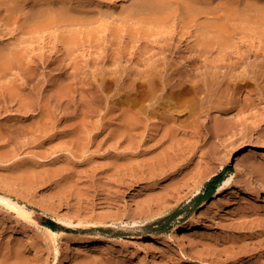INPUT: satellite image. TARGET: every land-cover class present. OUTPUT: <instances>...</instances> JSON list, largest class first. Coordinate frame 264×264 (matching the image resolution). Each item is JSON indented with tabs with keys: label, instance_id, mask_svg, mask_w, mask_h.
<instances>
[{
	"label": "rangeland",
	"instance_id": "obj_1",
	"mask_svg": "<svg viewBox=\"0 0 264 264\" xmlns=\"http://www.w3.org/2000/svg\"><path fill=\"white\" fill-rule=\"evenodd\" d=\"M27 1L23 3L25 6L20 4L13 20L9 22L10 25H3L5 19L1 14L5 15V9L3 2L0 4V19L4 20H0V48H4L7 44L6 47L15 44V46L25 45L28 52L27 67L26 65L25 67L32 71L31 79H34L25 89V93L29 94L31 106L26 108L21 105L18 98L0 97V127L9 119L11 124L15 125L14 127L11 125L10 129L14 133H17L18 129V133L13 135L20 134L18 140H15L14 149L9 152L8 164L16 168L24 166L37 174L32 183L27 181L36 191L33 198L35 200L32 199L33 206L31 202L28 204L31 200L26 196L22 197L24 201L21 199V202L16 197H11L13 202H19L26 208V213L36 221V224L19 219L21 217L16 212L0 207V264H264V92L262 96L259 95L260 92H256L253 86L244 87L238 92L237 96L241 104L253 98L258 101L259 96L261 101L256 103L255 108H250L241 114V116L249 115V128L245 132L247 138H244L239 131L236 136L227 135L223 138L225 143H230L227 147L234 146V150L210 154L209 146L224 143L222 138L208 140L205 136H194L189 129L181 140L191 146L197 144L198 148L195 151L188 150L177 158L175 156L173 163L167 165L168 169L165 168L166 166H158L157 161L167 157L166 152L162 150L163 146L157 150H144V148H149V145L157 143L160 139L163 128L159 129L155 138L151 137L155 126L160 122V116H151L152 124L150 123L148 128L147 123L142 121L134 146L130 149L129 146L132 144L129 138L109 137L111 128L116 126L115 118L120 106L115 103V95L114 97L104 95L99 105L93 106L88 102L86 92L100 95L96 83L83 87L75 85L74 81L71 91L62 99L56 96L55 84L60 73L67 77L74 73L76 64L78 67L84 66L81 70L84 73L101 71V68L112 69L117 53L123 56V61L125 59L128 61H124L123 66L132 64L135 66L134 69L142 70L144 66L140 62L141 59L144 60L152 52L145 53L144 47L146 42L151 43L155 36L156 39L170 40L171 47H168L164 56L168 59L174 58L180 63L185 57L183 50L192 53L190 46L194 47L197 39H201L202 35L198 36L194 27L186 23L183 25L179 17L173 16L171 17L174 18L173 20L165 21V27L161 24L164 21H158L161 22L163 30H167L163 36L159 34L160 37L156 34L161 33L159 31L162 29L161 25L159 24V27L158 23L154 25L148 22L143 26L149 29L153 25L154 30L152 31V27L149 30L153 32L152 38L139 39V35L132 39L124 31H122L124 35L121 33L123 37L111 35L104 28L120 27V24L123 26L122 23L127 22L128 17L123 18L122 11H126L133 0H101L102 2L87 0L85 5L91 10L100 4L99 6L105 11L113 8L115 15L100 20L91 17L90 21H87L90 23L85 22L83 26H86L88 31L96 27L95 36L99 38L82 39L81 37L77 42L68 43L70 50L67 51L65 43L67 41L61 39V36L67 35L69 28L74 30L77 25L57 22L53 26L50 25L52 27L48 26L45 31L43 29L42 32L33 33L34 36L31 35L33 39L32 37L24 40L16 39V36H19L20 19L24 16L21 17V13L24 11L27 13L30 7L32 9L37 6L36 0ZM48 2L55 5L60 1L48 0ZM14 19H17L16 22ZM139 20L141 22L143 18ZM103 21L109 25L105 26ZM100 22H103L102 28ZM73 26L75 28H71ZM83 26L79 27L82 29ZM100 28L104 32L98 30ZM13 29L16 30V34L12 32ZM84 29L82 30L86 32L87 30ZM9 32H12L11 35ZM233 39H254V37L251 35L244 38L241 34H236ZM156 47L158 46L152 47L153 52L158 50ZM217 53L218 51H214L211 56L214 57ZM104 54L112 56L109 63L106 60L101 62L100 56L103 57ZM140 54L146 55L142 58ZM39 61H44L45 65ZM17 66L12 68L8 76L18 79L22 76L21 71L25 67ZM4 80L6 81L5 78ZM4 80L0 78V82L2 81L0 86L5 83ZM261 86L264 87V80ZM106 108H110L111 112L107 114ZM41 113L44 114L43 117ZM184 113L177 117L180 120L186 119L188 115ZM212 115L213 118L222 117L217 112H213ZM73 122H83L86 124V130L81 131L78 136L73 135L71 133ZM22 127L25 128L23 134L20 132ZM140 142L145 143V147L137 149L136 145ZM245 143L249 145L242 149L241 144L244 146ZM110 146L118 147V150H112ZM239 147L241 149H238ZM124 150L127 152L125 153ZM130 150L132 151L129 152ZM236 162L241 163L245 171L253 172L257 183L232 176V171L228 170L224 181L230 179L229 184L217 194V189L223 182L220 183L214 193L209 195L207 184L210 179L227 167L232 169ZM17 164L19 165L16 166ZM163 173L166 174L164 177ZM153 176L156 178L154 179ZM43 192H47L50 199H54L57 208L44 200ZM60 206L64 210H60ZM56 217L70 222L71 227L78 222L89 223L103 219L107 222L115 221L117 224L111 225L109 231L67 230L66 234L59 238L56 253L46 242L36 240L37 232L42 230L41 226H44L46 221L58 223ZM149 217L152 219L138 226H130V222ZM121 220L129 222V226H123ZM194 224H197V227H193ZM182 228L187 230L193 249H186L181 245L178 233ZM87 236L93 240L102 238L105 243L97 249L93 244L83 250L76 249L77 242L83 237L88 238ZM152 236L157 238L154 243L149 242ZM8 247L13 257L6 260L3 252ZM22 249L25 255L16 258L14 252Z\"/></svg>",
	"mask_w": 264,
	"mask_h": 264
},
{
	"label": "bare ground",
	"instance_id": "obj_2",
	"mask_svg": "<svg viewBox=\"0 0 264 264\" xmlns=\"http://www.w3.org/2000/svg\"><path fill=\"white\" fill-rule=\"evenodd\" d=\"M26 1L27 0H0V4L3 2L2 4H4L5 9V15L1 14L5 21L0 19L5 22L3 25H10L9 22L13 20L17 10L19 9L18 7L21 3L23 4ZM58 1L60 2L56 3L57 5H51L52 2H48V0H36V7H33L32 9L30 7L29 9L27 8L28 6H26V8L30 11L27 10V13H25V11L21 13L20 16H24L20 19L18 27L19 36L15 35L16 39H29V37L34 36L33 33L43 29V31H45L48 26H53L57 22L63 24L67 23L68 25H77L79 27L83 26L85 22L87 23V21H90L91 17H95L100 20L101 18L109 19V17L112 18L115 15V10H113V8L108 6L110 9L106 8L107 10L105 11L102 6H99L100 4H98V6L96 5V8H92L93 10H91V8L85 5L87 0L84 2H81L80 0H57V2ZM99 1L102 2L101 0ZM99 1L97 0V2ZM47 2L48 6L45 5ZM74 2L77 3L75 4ZM30 5L32 6V2ZM2 7L3 6H1V8ZM122 12H124V17L122 16L123 18L128 17L127 22L122 23L123 26L120 24V27H105V31L115 36H121L122 31H124L130 35V38L132 37V39H134L135 36L138 37L139 35V39L140 37L150 38L153 36L151 35L154 30L153 25H151L152 31H149L151 30V27L148 29L143 26V24L145 25L148 22L151 24L154 23V25L156 23L157 25L158 23L159 26L161 22L159 23L158 21H164L161 23L164 25L165 21L171 19L173 16L174 18L179 17L183 25L185 23L190 24L192 28L194 27V30L196 29L195 31L198 32H196V34L198 36H202L201 39L198 38L197 41L195 40L196 43L194 44V47H192L193 45L190 46L192 53L185 51L186 49L183 50L185 57L182 58L180 63L176 62L174 58L168 59L164 56L168 47H171V44L169 43L170 40L156 39V36H153L155 41L152 39L153 43L146 42L144 47V51H146L145 53L152 52L149 53L150 55L146 56L144 60L141 59L140 62L142 66H144L142 70L134 69L135 66H132V64L131 66H123L122 64L126 59L124 58L125 60L123 61V56L118 53L116 54V52L115 54L117 57L114 59V68L112 69L101 68V71L95 70L93 72L91 71V73H84L81 71L84 66L78 67V64H76L74 67L75 71H73L74 73L70 74L68 77L60 73L57 83L55 84L57 87L54 89L57 93L56 96L60 99L64 98L66 94L71 91L70 89L72 88L74 81L76 82L75 85H81L83 87L85 85H93V83H96L99 86L97 92L100 93V95L96 93L89 94L86 92L87 100L90 105L98 106L101 98L105 97L104 95L108 97L111 95L114 97L115 95V103L120 106L115 118L116 126L113 128L110 127L111 131L109 137L129 138L132 144L129 146L130 149L134 146L133 144L135 143L137 132L142 127V121L147 123L146 127L148 128L151 123V116H160V122L157 126H155L151 137L155 138L159 129L163 128V132L160 134L161 137L157 143L149 145V148H144V150H157L159 147L163 146L162 150L166 152L167 157L157 161V164L158 166H166L165 168H167L168 164L173 163L179 155L188 152V150L195 151V149L198 148L197 144L191 146V144L185 143L181 140L183 135H186L189 132V129L194 136H205L208 140L212 138H222L221 140L223 141V138L227 137V135L236 136L237 131L242 133L244 138H247L245 132L249 128V115L241 116V114L250 108H255L257 106L256 103L261 101V97L259 96L258 101L253 98L251 100H247L245 104H241L237 95L244 87L249 88L250 86H253L256 92L259 91V95L264 92V87L261 86V83L264 80V0H133L132 5H130L128 9L126 8V11L124 10ZM141 17L143 20L140 22L139 19ZM91 21L94 20L92 19ZM96 21L98 22L97 19ZM103 22H100L101 28V23ZM105 22L103 24H105ZM93 24H95V21ZM106 25L107 24H105V26ZM62 26L64 27V25ZM78 27H71L76 30H71L69 28V33L66 32L67 35L63 34L61 36V39L67 41L65 42L66 45L68 43L79 41L81 37L82 39L99 38L95 36L97 30L95 26V29L92 27L94 30L89 29V31L86 29V26H83L82 29L85 28L87 30L86 32ZM11 28H13V26ZM101 28L98 30H102V32H104ZM5 29L10 30L7 28ZM14 30L15 29H13L12 32L15 33L16 30ZM162 30L163 27L159 30L161 33L156 32V35L159 36V34H161L163 36V33H167V30ZM3 32H5V30ZM12 32H9L10 35ZM236 34H241L244 38L251 37L252 35L254 39H233ZM97 35L100 36L99 34ZM111 35L110 37H112ZM123 35L121 37H123ZM31 39H33V37ZM3 44L6 45L4 42ZM13 44H15V42ZM15 45L6 47L8 46L7 44L4 48H0V78L3 80L4 78L6 79V81L4 80L5 83L0 86V97L3 99H7V97L14 99L18 98L21 105H24L26 108H30L31 101L29 94L25 93V89L28 83H33L34 79H31L33 73L26 68L28 52L24 47V43V46ZM155 45L158 46L156 47L158 50L153 52ZM66 48H68L67 51L70 50L68 45ZM214 51H218V53L214 54L215 56L212 57L211 55H213ZM145 55L146 54H140V57L143 58ZM109 56L110 54L108 56L105 54L103 57L100 56L101 62L103 63L104 60H106L109 63L112 59V56ZM45 60L47 63V59ZM44 61H41L43 65H45ZM15 65H18L19 67H25L26 65V67L21 71L23 73L22 76H20L21 80L20 78L18 79V77L8 76ZM137 67L139 68V66ZM64 81L67 82L65 83ZM103 101H101V103ZM106 112L107 114L110 113L111 109H107ZM184 112L187 113L188 117L184 120H180L178 117L185 114ZM213 112L219 113L222 117L213 118ZM41 116L43 117L44 114L41 113ZM17 120L18 118L16 119V123ZM2 124L0 127V207L1 209L6 208L8 211L10 210L16 212L17 215L21 217L19 219H24L34 225L36 224V221L32 220L26 213V208L21 206L19 202H13L11 197H16L17 200H20L21 202L22 197L26 196L31 200L28 204L31 202V205L33 206L32 199L35 197L36 191L27 181H31L32 183V181L36 179L37 174L31 171V169L28 170L24 166L16 168L14 165L10 166L8 164L7 159L9 152L14 149L16 144L15 140H18L17 137H19L20 134L13 135L16 132L14 133L10 127L14 123L11 124L9 119L8 122H5L3 125ZM14 126L15 125H13V127ZM85 130L86 124L83 122L72 123L71 133L73 135L78 136L81 131ZM24 131L25 128L21 129L20 132L23 134ZM229 144V142H224L220 145L209 146V152H207L210 154H217L225 150L226 152L227 150H234L235 147L232 145V147H227ZM242 145L243 144H241V148L243 149L249 144L244 146ZM143 146L145 147V143L141 142L136 145L137 149ZM109 148L112 150H118V147L110 146ZM241 148L239 147L238 149ZM238 149H236V151ZM131 151L132 150L129 152ZM18 165L19 164L16 166ZM165 175L166 174H164L163 177ZM232 176L244 178L257 183L254 173L249 170L248 172L245 171L242 164L238 162L233 164ZM155 178L156 177H154V179ZM229 182L230 179L223 181V184L217 189V194H219L224 186L228 185ZM42 197L54 208L58 207L57 204L53 202L54 199H50L47 192H43ZM34 200L35 199H33V201ZM60 210H64V208L62 209L60 206ZM151 217L153 218V216ZM151 217L145 218V220L130 222V226H138V224L143 223L146 220L148 221V219H152ZM56 218L58 220V223H56L58 225L57 230H53L47 226H41L42 230L37 232L36 235V240L46 242L49 247L54 248L56 253L59 238L66 234L65 231L67 230L79 232L91 230L109 231V227H111V225L117 224L115 221L107 222V220L104 221L103 219V221L89 223L78 222L75 225L73 224L74 226L71 227L72 224L70 222H67L65 219L60 217ZM120 223L123 224V226H129V222L122 221ZM193 227H197V224H194ZM178 236L179 241L184 248H194L189 241L186 229L182 228L179 231ZM155 241H157V238L154 236L149 239L150 243H154ZM104 243L105 241L102 240V238L93 240L89 237H83L82 240L77 242L76 249L83 250L92 244L97 249V247ZM6 249L7 250L3 252L5 253L4 258L6 260L11 259L13 257L11 249L9 247ZM195 252L198 253L197 251ZM24 255L25 253L23 252V249L21 251L14 252L15 257H23Z\"/></svg>",
	"mask_w": 264,
	"mask_h": 264
},
{
	"label": "trees",
	"instance_id": "obj_3",
	"mask_svg": "<svg viewBox=\"0 0 264 264\" xmlns=\"http://www.w3.org/2000/svg\"><path fill=\"white\" fill-rule=\"evenodd\" d=\"M228 170L232 171L231 167L225 168L222 172H220L219 174L215 175L210 179V181L207 184V190L209 195H212L215 189L218 187V185L224 181L225 174ZM44 226L50 227L53 230L58 229V225L51 221H46V223H44Z\"/></svg>",
	"mask_w": 264,
	"mask_h": 264
}]
</instances>
